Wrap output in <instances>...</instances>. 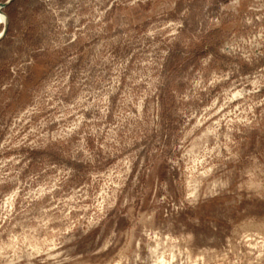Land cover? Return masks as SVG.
<instances>
[{
	"label": "rangeland",
	"instance_id": "1",
	"mask_svg": "<svg viewBox=\"0 0 264 264\" xmlns=\"http://www.w3.org/2000/svg\"><path fill=\"white\" fill-rule=\"evenodd\" d=\"M2 12L0 264H264V0Z\"/></svg>",
	"mask_w": 264,
	"mask_h": 264
},
{
	"label": "clouds",
	"instance_id": "2",
	"mask_svg": "<svg viewBox=\"0 0 264 264\" xmlns=\"http://www.w3.org/2000/svg\"><path fill=\"white\" fill-rule=\"evenodd\" d=\"M11 227H13V225H11L10 222L0 225V228H3L5 232H7ZM4 251H5V255H4L3 264H12L14 260H18L21 258V255L16 250L9 252L8 248H5ZM25 252H27L26 249Z\"/></svg>",
	"mask_w": 264,
	"mask_h": 264
},
{
	"label": "water",
	"instance_id": "3",
	"mask_svg": "<svg viewBox=\"0 0 264 264\" xmlns=\"http://www.w3.org/2000/svg\"><path fill=\"white\" fill-rule=\"evenodd\" d=\"M13 1H14V0H8V1L5 2V3H1V4H0V12L3 13V12H2V9L5 8L6 6H8L9 4H11Z\"/></svg>",
	"mask_w": 264,
	"mask_h": 264
},
{
	"label": "bare ground",
	"instance_id": "4",
	"mask_svg": "<svg viewBox=\"0 0 264 264\" xmlns=\"http://www.w3.org/2000/svg\"><path fill=\"white\" fill-rule=\"evenodd\" d=\"M0 21H3V22H4V21H5V17L2 16V17L0 18Z\"/></svg>",
	"mask_w": 264,
	"mask_h": 264
}]
</instances>
